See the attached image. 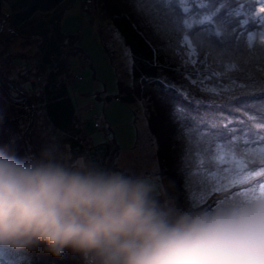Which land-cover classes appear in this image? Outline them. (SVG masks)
Listing matches in <instances>:
<instances>
[{
	"label": "clouds",
	"instance_id": "clouds-1",
	"mask_svg": "<svg viewBox=\"0 0 264 264\" xmlns=\"http://www.w3.org/2000/svg\"><path fill=\"white\" fill-rule=\"evenodd\" d=\"M0 252L51 264H264V195L180 205L159 179L53 140L0 143Z\"/></svg>",
	"mask_w": 264,
	"mask_h": 264
},
{
	"label": "trees",
	"instance_id": "trees-1",
	"mask_svg": "<svg viewBox=\"0 0 264 264\" xmlns=\"http://www.w3.org/2000/svg\"><path fill=\"white\" fill-rule=\"evenodd\" d=\"M93 3L95 18L112 24V27L120 33L125 45L131 49L135 57L136 77L139 78L141 73L155 75L156 69L152 68L149 63L152 53L145 43L147 30L143 28L140 20L128 11L124 0H93ZM258 6V0H172L176 18L181 22L184 19L188 20L189 28L185 31L191 33L192 39L201 53L198 57L200 63L189 65L187 72L198 80H203L205 76L208 77L206 83L214 84L220 91L229 84L238 87L239 82L230 81L229 77L243 75L259 79L261 75H264V42L261 41L264 27H261L257 19L261 15L256 11ZM216 30L221 32V37H215L216 39L227 40L223 51L215 48L211 50L202 48L199 39L214 37ZM249 35L252 36L251 41H249ZM19 37L15 35L3 37L5 51L15 52L12 62L17 66L22 65L28 59L32 48L38 46L40 63L36 75L46 74L48 70L49 72L45 81L39 85V94H32L30 88L24 90V104L28 106L29 111H25L23 108L17 109L12 105L7 97L10 85L0 83V107L5 111V118L0 122V143L14 142L16 147L24 152L35 150L42 143L55 140L62 148L63 145H67L69 149L67 152L71 154L87 153L106 166L127 171L121 168L118 163L121 147L117 139L110 136L109 131L112 130L110 126H102V123L99 122L97 129H104L105 140L94 144L80 125V113L70 92V88L75 85L68 86L66 84V77L69 76V61L67 64L62 61L56 68H53L52 56L58 57L64 49H67L70 56L79 55L85 59L84 51L79 46L80 37L62 30L61 17L47 19L38 25L30 26L23 30ZM14 38L19 39L20 48L18 49H12L7 45L8 42L14 43ZM168 75L177 80L181 79L173 72H169ZM184 83L187 85L188 81H184ZM118 86L117 98L132 106L139 105L140 96H147L152 91V86L143 90L139 85L133 87L132 80L126 84L122 79H118ZM211 91L212 89H209V92ZM190 96L196 99L197 103L194 106L197 108L211 105L213 99H220L219 96L211 97L198 89L192 90ZM109 98L107 97V99ZM153 99H155L154 96ZM259 108V102L250 108L253 115L244 116L243 123L238 125L241 132L237 134L235 140L226 141L223 149L218 150L214 142L207 140L197 139L194 141L199 146L200 175L195 177L197 182L208 188L220 187L233 193L264 182V176L257 175L247 184L229 188L226 178L237 174L233 156L240 160H247L251 166L249 171L258 170V153L251 155L256 152L257 145L251 140L247 145L245 144L247 133L243 130L260 129L264 120L257 114ZM144 114L149 134L155 139L157 145L158 170L162 171L166 177L175 179L179 184L182 179L178 160L179 148L173 138V128L167 113L157 103L155 107L149 106ZM21 119L25 125L23 129L17 126V122ZM41 129H44L45 134H41ZM193 135H196L195 130ZM254 139L258 138L254 137ZM218 152L226 155L227 160H218ZM253 161L256 163L253 164ZM227 169H233V171L227 172ZM164 188L166 195L175 199L171 189L165 186ZM224 196H226L224 191L210 193L204 201H201L197 196L195 204L211 207ZM177 203L184 206L190 204L183 193ZM16 253L35 255L33 264H51L50 259L39 252L9 254L0 252V258L3 259L4 264H8V261L14 258ZM60 264H71V261L65 259Z\"/></svg>",
	"mask_w": 264,
	"mask_h": 264
},
{
	"label": "snow or ice",
	"instance_id": "snow-or-ice-1",
	"mask_svg": "<svg viewBox=\"0 0 264 264\" xmlns=\"http://www.w3.org/2000/svg\"><path fill=\"white\" fill-rule=\"evenodd\" d=\"M124 3L128 11L140 20L143 28L147 30L145 43L152 53L149 63L152 68L156 69V74L141 73L137 78L135 57L126 45L122 47V68L131 78L133 87L139 85L143 90L152 86L149 95L140 96L139 106L147 112L149 106L155 107L158 103L166 111L173 128V138L179 148L178 160L182 176L179 184L175 179L166 177L158 169L149 174L159 179L162 185L170 188L177 201L183 193L185 199L192 204L196 203L197 196L201 201H204L210 193L220 191H224L227 196L254 193L264 195V182L235 193L220 187L208 188L197 182L195 177L200 175L199 146L194 143L197 139L207 140L214 142L218 150L223 149L226 141L235 140L237 134L241 132L238 125L243 123L244 116L253 115L250 108L254 107L256 102L260 104L257 114L264 120V75H261L259 79L243 75L229 77L230 81L239 82L238 87L229 84L222 91L217 90L214 84L206 83L208 77L205 76L203 80H198L187 72L189 65L200 63L198 57L201 53L197 49L191 33L185 31L189 28L188 20L184 19L181 22L176 18L172 0H124ZM91 4L92 0H87V5ZM258 5L256 11L261 15L257 19L261 27H264V0H258ZM6 30L11 33V25L0 19V83L10 85L7 97L12 105L17 109L23 108L25 111H29L28 106L24 104V90L30 88L32 94H39V84L44 82L43 75L39 77L36 75L40 63L39 47L32 48L28 59L22 65H15L12 62L15 52L5 51L4 48L3 37ZM215 37H221L219 30H216L214 37L200 38V46L206 50L215 48L223 51L227 40ZM112 38L118 43L122 40L118 31L112 32ZM251 40L252 36L249 35V41ZM261 41L264 42V33L261 34ZM169 72L175 73L181 79L170 77ZM34 80L36 81L35 85L33 84ZM184 81H188V84L186 85ZM196 89L211 97L219 96L220 99H213L211 105L197 108L194 106L197 103L196 99L190 96V92ZM209 89L212 91L209 92ZM257 93L259 94L257 95ZM4 118L5 111L0 107V122ZM17 126L21 129L25 127L22 119L17 122ZM194 130L195 136L193 135ZM40 131L41 134H45L44 129ZM243 131L247 133L245 144L247 145L251 140L257 145L256 152L251 155L258 153V170L249 171L251 166L247 160H240L233 156L237 174L226 177L229 188L247 184L257 175L264 176V123L258 130L244 129ZM254 137L258 139H254ZM227 158L226 155L218 152V160L224 161ZM255 163L253 161V164ZM232 171L233 169H227V172ZM34 258L35 255L16 253L14 258L8 261V264H33ZM0 264H4L2 258H0Z\"/></svg>",
	"mask_w": 264,
	"mask_h": 264
},
{
	"label": "rangeland",
	"instance_id": "rangeland-1",
	"mask_svg": "<svg viewBox=\"0 0 264 264\" xmlns=\"http://www.w3.org/2000/svg\"><path fill=\"white\" fill-rule=\"evenodd\" d=\"M3 2L5 11L11 14L10 6L6 1ZM66 3L63 0L59 5L65 6ZM29 17L32 18L30 22H27L28 18L22 20L16 28L12 27L11 33L6 30L4 37L13 35L19 37L20 32H23L28 24L44 19V15L41 16L38 12ZM0 19L5 20L1 16ZM5 22L11 24L8 20ZM61 28L65 33L78 35L79 46L84 51L85 63L79 55L70 57L68 67L70 76L82 78L81 82L70 88V92L80 116L86 119L84 128L92 142L97 144L105 140L104 129L94 128L93 121L89 119V116L96 113L102 126L111 127L110 136L115 137L120 144L118 163L124 170L133 174H149L159 169L157 145L149 134L144 111L139 105L132 106L117 98L118 79H122L126 84L131 81L128 73L122 68V47L125 45L123 39L119 43L114 41L112 32L116 30L112 24L96 18L90 20L81 12L79 1H75L62 13ZM7 45L12 49H18L19 39H15L14 43L8 42ZM90 104L93 105V111L86 112ZM63 149L69 150L67 145H63Z\"/></svg>",
	"mask_w": 264,
	"mask_h": 264
},
{
	"label": "water",
	"instance_id": "water-1",
	"mask_svg": "<svg viewBox=\"0 0 264 264\" xmlns=\"http://www.w3.org/2000/svg\"><path fill=\"white\" fill-rule=\"evenodd\" d=\"M6 1L10 6L11 14L5 11ZM63 0H0V16L4 17L5 21L11 22V27L19 25V23L30 18L35 12H49L55 9Z\"/></svg>",
	"mask_w": 264,
	"mask_h": 264
},
{
	"label": "built area",
	"instance_id": "built-area-1",
	"mask_svg": "<svg viewBox=\"0 0 264 264\" xmlns=\"http://www.w3.org/2000/svg\"><path fill=\"white\" fill-rule=\"evenodd\" d=\"M85 5H87V0H81V8H82V11H83L84 13H86L89 17H91V16H92V12H93V4H91V5H87V6H85ZM67 60H68V57L66 56V53H65V52L62 53V54L60 55L59 59H58V60H55V61L53 62V66H54L53 68H56L57 65H58V63H59L60 61H67ZM45 78H46V76H44V81H45ZM80 80H81L80 77L68 78V80L66 81V84H67V85H73V84H75V83L80 82ZM69 82H70V83H69ZM40 84H41V83H40ZM88 109H91V106H90ZM93 119H97V115H93Z\"/></svg>",
	"mask_w": 264,
	"mask_h": 264
}]
</instances>
